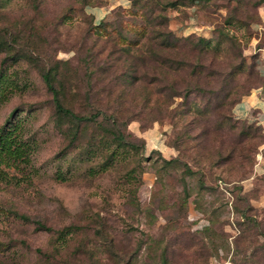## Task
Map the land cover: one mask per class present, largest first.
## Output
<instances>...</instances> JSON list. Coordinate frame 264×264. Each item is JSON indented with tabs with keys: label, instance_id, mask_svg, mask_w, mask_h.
Masks as SVG:
<instances>
[{
	"label": "rangeland",
	"instance_id": "obj_1",
	"mask_svg": "<svg viewBox=\"0 0 264 264\" xmlns=\"http://www.w3.org/2000/svg\"><path fill=\"white\" fill-rule=\"evenodd\" d=\"M255 1L264 6V0L183 2L163 8L165 17L159 20L151 12L143 16L138 3L132 6L130 0H0V36L7 42L0 70L7 92L10 89L0 105V125L6 119L20 123L17 132L29 150L22 170L3 165L0 173V264H122L125 259L131 260L128 264H159L166 245V264H264V171L253 170L260 150L264 155L257 129L264 115L238 117L228 104L237 92L241 97L254 89L264 99L263 84L246 88L255 76L251 68H259L263 79L264 29ZM153 10L156 13L157 6ZM228 14L257 23L245 25L233 18L223 22ZM99 19L102 28H94ZM139 21L149 31L163 26L173 38L201 35L217 50L201 58L204 66L196 81L203 89L188 93L187 113L196 118L188 132L205 119L218 123L220 112L225 116L221 133L211 131L195 139L206 155L189 147L177 161H165L178 155L173 136L189 117L172 116L164 108L145 109L140 119L138 113L129 119L124 131L134 146H116L98 136L88 143V130L70 143L64 132L67 121L61 125L55 120L40 69L57 64L65 103L86 111L84 63L95 52L94 30L100 35L99 46L108 39L92 57L100 63L113 41L126 42L119 35L137 34ZM218 23L239 41L240 72H228L238 59L237 50L216 34ZM176 44L188 46L180 40ZM186 50L192 58V51ZM138 90V84L133 85L127 96L138 98ZM93 121L99 128L107 123L100 114ZM245 124H250L248 134L238 142L236 132ZM220 136L223 144L239 149L252 145L251 164L241 167L237 159L214 164ZM70 224L76 231L62 243L57 231Z\"/></svg>",
	"mask_w": 264,
	"mask_h": 264
},
{
	"label": "trees",
	"instance_id": "obj_2",
	"mask_svg": "<svg viewBox=\"0 0 264 264\" xmlns=\"http://www.w3.org/2000/svg\"><path fill=\"white\" fill-rule=\"evenodd\" d=\"M131 5L138 3V12L143 16L147 14H155V18L161 19L165 17L162 12L163 8L167 6H174L176 4H182L188 2L190 4L199 0H130ZM207 1V0H204ZM87 3V2H86ZM255 4L258 2L255 1ZM157 6V11L154 13L153 9ZM131 12L134 11L133 7H129ZM257 17L260 15L257 13ZM150 18V17H149ZM235 19L238 22L249 25L250 23H257L256 19H241L235 15H229L224 17V21L228 19ZM159 23H163L162 20ZM222 23V22H221ZM102 21L99 19L93 24V27L102 28ZM214 30L217 35L226 41L227 44L232 45L237 50L236 56L238 59L230 66L228 72L232 71L240 72L243 67L242 56L240 53L239 41L232 33L227 32L221 24H216ZM151 31V32H150ZM148 30L145 24L141 21L138 22L137 34L130 38L125 35H119L118 38L126 39V42L116 44L113 41V45L109 47L104 55V59L101 62L94 60V56L99 53V49L103 50L106 47L107 38L102 39V46L97 43L100 35L98 31L94 30L95 36L92 40V47L94 45L95 52L89 53L88 60L85 61V69L87 73L85 76V97L89 107L86 111H75L69 104L65 103V84L63 83V77H59V68L57 64H49L46 67L40 69L39 73L44 82V85L50 93V99L54 107L55 120L61 124L63 120L67 121V126L64 128V132L68 134L70 143L75 142L82 133L87 130L89 133L88 143L97 138H104L111 140L116 146H134L132 139L125 133L124 129L129 119L137 117L140 119V112L147 109H168L172 116L189 117L183 122L181 129L177 130L173 136L172 146L177 149L178 155L174 158L165 159L166 162H175L179 159V154L185 153L189 147L195 149L200 155L204 152L202 145H199L195 139L200 134H209L211 131H219V126L224 119V113L220 112V120L218 123L211 124L208 119H205L202 126L199 124H193V128L197 129L192 133L188 132L191 128L188 125L192 120L196 118L187 113V108L190 107L191 100L188 93L193 89L202 90V86L196 81V77L202 72L203 62L201 58L210 51H217L209 45L207 41L201 35H195L192 33L181 36L180 38H173L170 30L163 26H156ZM150 32V33H149ZM264 37V30L261 31ZM1 35V34H0ZM187 43L188 46L177 48L176 42ZM6 40L0 36V53L5 50ZM264 43V42H263ZM181 44V45H182ZM257 46L261 45L256 43ZM189 49L193 53V57L187 56ZM94 57V58H92ZM89 58L92 60L89 63ZM89 64V66H88ZM250 71L254 72V79L250 80L246 88H251L260 84L264 85V68L263 79L259 78L261 71L256 68ZM5 72L0 70V105L8 98V92L5 85ZM140 87L138 90V98L127 96V90L133 85ZM15 85L19 87V84L15 82ZM90 94V96H89ZM99 94H102L104 99H101ZM240 94L231 96L228 100L229 106L239 101ZM90 97V99H89ZM178 97L177 102L174 104L173 100ZM103 100V101H102ZM130 105H132L130 107ZM128 107V110L126 109ZM197 109V108H195ZM128 111V112H127ZM102 115L107 121L105 126H94L93 117L96 115ZM194 114V113H191ZM192 119H191V118ZM10 119L0 125V173H2V166H11L14 170H22L23 166L29 162V150L27 142L22 139L17 130L20 128V123H8ZM195 122V121H194ZM213 124V125H212ZM62 125V124H61ZM248 125H243L237 130L236 136L238 142L248 134ZM11 126V127H10ZM198 126V128H196ZM260 131V136L264 140V129L261 126H257ZM217 135V133H216ZM216 138L214 134V139ZM189 141V142H188ZM217 141V142H216ZM215 141V151L218 158L213 160V163L230 161L237 159L239 166L244 167L250 165L253 159L254 147L250 144H245L240 149L226 142L222 143V138L218 137ZM237 142V143H238ZM239 149V150H238ZM113 153V152H112ZM113 156V155H112ZM2 164V165H1ZM185 170L190 171L188 166L184 164ZM230 167V165H228ZM244 169V168H243ZM244 171V170H242ZM128 177H133V174L128 171ZM20 217L28 219V216L23 213H17ZM36 224L43 226L40 221H36ZM76 231V226L67 225L57 231V238L60 242H65L67 238ZM163 246L160 252V263L166 264L169 259L167 248ZM170 249V248H169ZM170 251V250H169ZM131 260L125 259L122 264H128ZM132 263V262H131ZM111 264H118L117 261L112 260Z\"/></svg>",
	"mask_w": 264,
	"mask_h": 264
},
{
	"label": "crops",
	"instance_id": "obj_3",
	"mask_svg": "<svg viewBox=\"0 0 264 264\" xmlns=\"http://www.w3.org/2000/svg\"><path fill=\"white\" fill-rule=\"evenodd\" d=\"M259 15L262 18L261 28L264 29V6L262 3L257 4V9ZM257 89H254L250 92H245L241 95L239 101L235 102L232 106V112L238 115V117H260L264 115V99L258 96L255 92ZM251 109H255L254 113L250 112ZM262 124V129H264V119L260 121ZM261 149V146H260ZM258 159L255 161L253 170L255 171H264V155L260 152L257 154Z\"/></svg>",
	"mask_w": 264,
	"mask_h": 264
},
{
	"label": "built area",
	"instance_id": "obj_4",
	"mask_svg": "<svg viewBox=\"0 0 264 264\" xmlns=\"http://www.w3.org/2000/svg\"><path fill=\"white\" fill-rule=\"evenodd\" d=\"M262 111H264V110H262Z\"/></svg>",
	"mask_w": 264,
	"mask_h": 264
}]
</instances>
